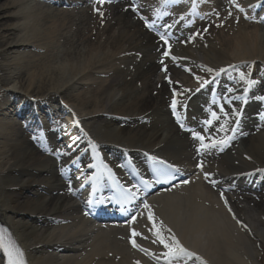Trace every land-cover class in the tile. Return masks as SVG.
<instances>
[{"label":"bare ground","instance_id":"6f19581e","mask_svg":"<svg viewBox=\"0 0 264 264\" xmlns=\"http://www.w3.org/2000/svg\"><path fill=\"white\" fill-rule=\"evenodd\" d=\"M115 1L119 3L102 11L91 0H35L27 2L30 6L0 0V88L15 83L17 95L0 102V119L12 112L32 116L35 107H42L27 97L36 90L50 95L48 102L63 98L70 108L58 109L71 114L73 125L71 133L52 134L68 149L66 161L57 163L39 154L22 130L0 122V225L13 232L26 264H168L166 249L153 243L149 213L157 228L162 223L171 229L195 254L184 258L187 264H200L196 257L205 264H259L264 254V112L253 121L249 117L256 108L251 106L247 126L235 133L233 139L239 140L225 153L218 142L230 138L226 119L238 112L247 86L251 68L245 69L243 62L264 61V12L250 14V22L217 14L224 22H206L207 34L199 32L204 24L187 30L189 20L183 21L174 28L178 44L165 57L163 43L131 11L136 6L134 11L145 16L146 6L138 0ZM263 1L251 6L260 9ZM216 4L224 8V3ZM223 70L220 95L227 104L208 133L209 143H217L201 164L165 105L179 98L189 109H201L194 93L205 81L217 84L213 76ZM263 87H251L250 103L255 104L253 92L264 94ZM51 90L55 93L48 94ZM85 147L104 151L118 165L123 152L141 160L162 153L186 167L188 183L155 193L148 209L139 207L135 222H91L77 207L83 200L82 171L71 168L65 181L68 162ZM234 182L236 191L227 192ZM261 184L255 198L246 195ZM22 190L34 198L19 197ZM133 230L140 235L133 236ZM131 239L138 251L130 247Z\"/></svg>","mask_w":264,"mask_h":264},{"label":"snow or ice","instance_id":"6c2138e0","mask_svg":"<svg viewBox=\"0 0 264 264\" xmlns=\"http://www.w3.org/2000/svg\"><path fill=\"white\" fill-rule=\"evenodd\" d=\"M166 2V0H165ZM161 39H164L163 36H161ZM165 43H167V41H165ZM165 55H168V53L166 52ZM211 71V70H209ZM241 80L244 79V76L241 75ZM205 83H208L207 81H205ZM249 85L253 84V81H248ZM201 87H203V85H201ZM260 99H264V97H261ZM176 101L173 100L172 102V107H173V111L175 114V107H176ZM213 119H216V115L215 113L212 114ZM206 124H211L212 121L208 120L205 121ZM86 135V133H85ZM193 137L197 140L200 141V148L197 149V151L199 152L201 149H205V148H209V147H215L217 141H212L210 144H205L204 143V137L201 136L199 133H193ZM219 143H225V141H220ZM94 147V146H93ZM155 159V158H153ZM162 163V162H161ZM170 167V166H169ZM106 168V166H105ZM107 171L109 173H111L110 169H107ZM158 177L159 176H164V175H170L168 173H166L165 171L161 170L158 171L157 173ZM157 183H160L161 180L158 178ZM163 182L167 183V180H164ZM145 184V187H150V185L147 182H142ZM184 183H188V181H184ZM133 188H136V185L132 186ZM124 191L125 196L127 195H131L132 197L135 196L134 192H131V190H122ZM144 208L148 209L149 205L148 204H144ZM135 217H133V222H135ZM148 220L151 221L153 223V234L155 236V239L153 240V243H159L160 245L163 246L164 249H166V251L163 253V256L165 257V259L168 261V264H172V262L174 260L176 261H184V264H187L186 260L184 258H192L193 256H195L194 253L188 251L185 247H183L180 243V241L176 238L175 234L171 233V229H165L163 224H160V227L157 228L156 227V222H155V218L154 216L149 213L148 215ZM164 231H167L169 233L168 236H165L163 234ZM133 236H138L140 235V233L136 232L135 230H133L132 233ZM133 246L134 247H138V245L135 243V240L132 241ZM0 248L4 249L5 254L7 255L8 259H7V264H24L23 261V253L20 251V249L14 244L12 243L10 240H7V238L5 237V235L3 234V232H0ZM197 260H200V264H205V262L203 260H201V258L196 257Z\"/></svg>","mask_w":264,"mask_h":264},{"label":"rangeland","instance_id":"374dc122","mask_svg":"<svg viewBox=\"0 0 264 264\" xmlns=\"http://www.w3.org/2000/svg\"><path fill=\"white\" fill-rule=\"evenodd\" d=\"M2 1H4V0H1V2ZM23 2H25V4H26V6H30L27 2L28 1H30V0H22ZM104 9V8H103ZM106 9V8H105ZM104 9V10H105ZM228 9V7L227 6H225V9L223 10V11H220V13H224L225 15H229V14H231V10H229ZM13 22V21H12ZM9 23H11V22H7V24H9ZM216 37V36H215ZM20 54L22 55V52H20ZM24 56H25V53L23 54ZM14 57V56H13ZM17 58H18V56H17ZM8 61V60H7ZM5 62L4 61V65H7L9 62ZM14 84L15 83H8V82H6L2 87L3 88H5L6 90H8V89H13V88H15L14 87ZM1 86V85H0ZM51 87V85H49L48 84V89ZM43 92H44V90H43ZM40 93H42V92H38V94H37V91L36 90H34L33 92H32V96H33V94H34V97H35V95H42V97L44 98V97H48L46 94H40ZM51 93H55L54 91H49L48 92V94H51ZM50 96V95H49ZM57 101H59L60 103H63V104H66V101L63 99V98H58V100ZM52 104V106L54 107V108H57L58 107V102H56L55 101V99L53 100V102H51ZM67 107H70V105H67ZM166 108V107H165ZM63 119H66V116H63ZM9 121V120H8ZM11 124H16L15 122H14V120H12V122H10ZM17 193H18V196L20 197V196H24V195H27L28 197H30V198H34L33 196H31V194H29V192H27V191H24V190H22V191H17ZM260 264H264V254H263V256H262V258H261V261L259 262Z\"/></svg>","mask_w":264,"mask_h":264}]
</instances>
